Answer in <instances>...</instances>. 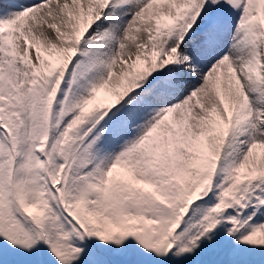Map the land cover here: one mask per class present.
<instances>
[{
	"label": "snow or ice",
	"instance_id": "1",
	"mask_svg": "<svg viewBox=\"0 0 264 264\" xmlns=\"http://www.w3.org/2000/svg\"><path fill=\"white\" fill-rule=\"evenodd\" d=\"M0 264H264V0H0Z\"/></svg>",
	"mask_w": 264,
	"mask_h": 264
}]
</instances>
